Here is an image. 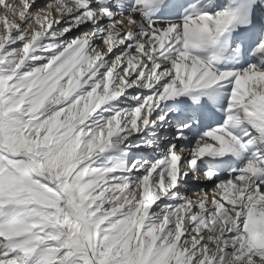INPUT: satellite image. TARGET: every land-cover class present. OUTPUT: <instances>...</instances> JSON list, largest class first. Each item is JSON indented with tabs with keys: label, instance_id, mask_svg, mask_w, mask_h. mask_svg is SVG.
Segmentation results:
<instances>
[{
	"label": "snow or ice",
	"instance_id": "1",
	"mask_svg": "<svg viewBox=\"0 0 264 264\" xmlns=\"http://www.w3.org/2000/svg\"><path fill=\"white\" fill-rule=\"evenodd\" d=\"M0 264H264V0H0Z\"/></svg>",
	"mask_w": 264,
	"mask_h": 264
}]
</instances>
